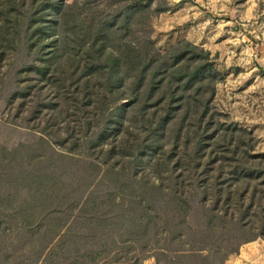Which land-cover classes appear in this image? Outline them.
Returning a JSON list of instances; mask_svg holds the SVG:
<instances>
[{"label":"trees","instance_id":"16d2710c","mask_svg":"<svg viewBox=\"0 0 264 264\" xmlns=\"http://www.w3.org/2000/svg\"><path fill=\"white\" fill-rule=\"evenodd\" d=\"M94 1L0 0L7 80L51 91L34 140L0 146V264H225L264 239V154L213 106L208 51L142 43L161 7Z\"/></svg>","mask_w":264,"mask_h":264},{"label":"rangeland","instance_id":"374dc122","mask_svg":"<svg viewBox=\"0 0 264 264\" xmlns=\"http://www.w3.org/2000/svg\"><path fill=\"white\" fill-rule=\"evenodd\" d=\"M73 1L64 0L67 4ZM92 4L100 10L116 8L103 0ZM158 7L164 11L138 29L142 43L150 42L151 50L161 54L181 42L208 51L215 69L222 74L215 86L213 106L221 119H226L223 121L236 123L252 134L254 154H264V0H153L151 8ZM15 59L11 51H5L0 59V146L8 148L34 140L24 127L45 126L46 110L42 106L51 97L36 74H16V85L7 80ZM28 87L30 96L7 102L12 90ZM36 109L42 113L28 122ZM67 120L72 126V117ZM142 264L155 261L148 258Z\"/></svg>","mask_w":264,"mask_h":264},{"label":"crops","instance_id":"0c3cea01","mask_svg":"<svg viewBox=\"0 0 264 264\" xmlns=\"http://www.w3.org/2000/svg\"><path fill=\"white\" fill-rule=\"evenodd\" d=\"M229 262L232 264H264V240L243 245L239 254L231 256L226 264Z\"/></svg>","mask_w":264,"mask_h":264},{"label":"water","instance_id":"95a60500","mask_svg":"<svg viewBox=\"0 0 264 264\" xmlns=\"http://www.w3.org/2000/svg\"><path fill=\"white\" fill-rule=\"evenodd\" d=\"M261 68H263V69H264V64H262V65H261Z\"/></svg>","mask_w":264,"mask_h":264}]
</instances>
